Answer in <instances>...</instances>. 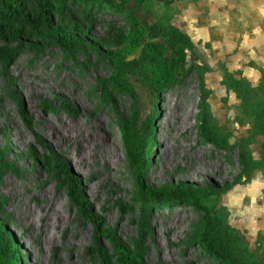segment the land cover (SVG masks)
<instances>
[{
    "label": "rangeland",
    "instance_id": "rangeland-1",
    "mask_svg": "<svg viewBox=\"0 0 264 264\" xmlns=\"http://www.w3.org/2000/svg\"><path fill=\"white\" fill-rule=\"evenodd\" d=\"M208 1L197 4L195 0H177L166 6L158 0H138L142 5L136 15L147 21V32L128 58L145 59L156 77L167 75V69L147 52V44L164 48L163 56L171 59L172 43L180 38L171 23L191 12L219 20L227 14L230 22L245 18L248 23L264 25V5L256 1L230 0L223 9L219 2L218 10H207ZM32 8L33 3H28L26 10ZM74 9V18L88 27L90 39L111 42L113 47L120 45L117 39L128 31L129 14H133L128 9ZM159 22L170 36L161 33L154 40L149 32ZM4 44L0 37V46ZM8 45L16 46L17 42L9 41ZM191 64L201 65V61L190 59L187 51L177 77ZM113 71L110 60L90 44L68 53L51 43L36 44L27 39L15 57L0 60V222L17 237L28 264H102L95 249L94 225L68 199L61 175L45 170L29 157L30 143L35 142L40 151L46 149L36 142L40 136L71 163L103 225L136 249L143 264H222L195 243L202 216L198 208L184 201L150 202L143 212L141 202L134 199L135 180L119 129L120 116L129 117L134 102L123 92L103 98L98 85V79L107 78ZM223 79L217 73L203 72L214 119L222 134L231 133L228 139L232 145L220 148L200 137L201 79L199 71L190 68L181 82L158 98L155 143L145 174L148 185L188 181L209 189L235 182L219 195L210 192L202 199L207 205L218 201V206L227 208L230 195H236L237 188L247 181L235 143L249 136L252 118L240 112L239 98L224 90ZM130 80L138 95L140 115L145 118L155 107L153 98L140 79L130 75ZM63 98L74 105V111L63 105ZM227 209V221L235 228L237 222ZM143 213L144 234L140 232ZM256 245L255 241L249 243L252 249ZM111 264H121L115 254Z\"/></svg>",
    "mask_w": 264,
    "mask_h": 264
},
{
    "label": "trees",
    "instance_id": "trees-1",
    "mask_svg": "<svg viewBox=\"0 0 264 264\" xmlns=\"http://www.w3.org/2000/svg\"><path fill=\"white\" fill-rule=\"evenodd\" d=\"M69 1V3L67 2ZM130 0H0V37L5 44L0 46V60L8 61L15 57L22 48L25 40L34 43H51L63 51L74 53L84 44L94 45L98 51L113 64L114 71L103 79H98L100 95L108 98L114 92H123L132 96L134 108L129 117L120 116V134L129 167L135 180L134 199L139 200L144 212L145 205L150 202L184 201L198 208L201 213V227L194 236L195 243L207 255L222 264H264V252L260 251L261 244L257 243L252 249L244 241L236 228L228 221V209L218 206V201L212 205L203 203V198L210 192L219 195L231 187L226 183L221 187L211 186L198 188L188 181L167 183L158 187L146 183V166L155 143V123L157 101L160 94L171 86L181 82L182 77L190 68L199 71L201 79L200 107L198 111V132L200 137L216 147L228 148L230 132L222 134L214 119L210 103L209 91L203 80V72L210 70L206 59L201 55L190 37L183 34V42L173 48L171 59L163 56L164 48L147 44V52L154 57L156 64L167 69V75L154 76L145 59L128 55L133 53L142 43L145 26L132 13L128 31L117 39L120 47H113L111 42L102 39L92 40L88 37V27L74 18V7L89 12L97 9L126 12ZM28 3H33L31 10H26ZM31 35H33L31 37ZM16 41V46L8 45ZM187 51L190 59L201 61V65L191 64L177 77L176 71L185 65ZM130 75L136 76L147 87L153 98L154 109L151 114L142 118L138 109V95L130 80ZM223 84L227 90L232 89L239 98V109L243 115L252 118L251 132L238 146V162L245 180L255 168L264 166V70L253 87L241 76L240 71L225 70ZM255 96L260 99L254 100ZM63 105L74 111V105L66 98ZM20 109H22V102ZM24 121L30 126L29 117L23 112ZM260 139L261 154L254 158L249 144ZM36 142L45 150L40 151L35 142L29 145V157L47 171L55 172L62 177L68 199L74 203L89 222L94 225L96 252L102 264H111V256L115 254L121 264H143L140 253L131 248L111 228L103 225L102 217L96 213L84 192L80 176L75 172L71 163L51 146L46 145L40 137ZM145 225V216L140 221V232ZM92 251V250H90ZM93 252V251H92ZM0 264H28L19 249L17 237L9 227L0 222Z\"/></svg>",
    "mask_w": 264,
    "mask_h": 264
},
{
    "label": "crops",
    "instance_id": "crops-1",
    "mask_svg": "<svg viewBox=\"0 0 264 264\" xmlns=\"http://www.w3.org/2000/svg\"><path fill=\"white\" fill-rule=\"evenodd\" d=\"M195 1L197 4L203 3V0ZM250 1L264 5L262 0ZM158 2L172 6L177 0H158ZM219 2L222 3L221 8L223 9L226 2L229 3L230 0H209L206 3V9L218 10ZM141 5L138 0H130L127 9L136 15ZM136 17L143 25L147 22L140 20L138 15ZM223 17L224 19L221 18V20L212 16L203 18L193 12L185 16H178L177 22L174 20V24L171 23V25L181 39L173 41L172 52L177 44L183 42V34H186L210 66V70L207 72L217 73L222 80L225 70L240 71L241 76L254 87L261 77V71L264 70V25L248 23L245 18L238 21L239 23L230 22L227 14H224ZM146 32L145 27L144 35ZM149 33L153 35L154 40L161 33L170 36L160 22L156 26H152ZM224 90H226L225 85ZM229 93L236 97L232 89L229 90ZM260 139L249 144L254 158H259L261 154ZM237 189L236 195L229 194L232 198L227 207L230 212L229 216L235 218L237 223L234 226L242 239L250 244L254 241L260 243V251L264 252V166L255 168L247 181Z\"/></svg>",
    "mask_w": 264,
    "mask_h": 264
},
{
    "label": "bare ground",
    "instance_id": "bare-ground-1",
    "mask_svg": "<svg viewBox=\"0 0 264 264\" xmlns=\"http://www.w3.org/2000/svg\"><path fill=\"white\" fill-rule=\"evenodd\" d=\"M182 129H183V128H182ZM173 152H175V150H173ZM157 253H158V254H160V252H159V251H158ZM159 257H160V256H159Z\"/></svg>",
    "mask_w": 264,
    "mask_h": 264
}]
</instances>
